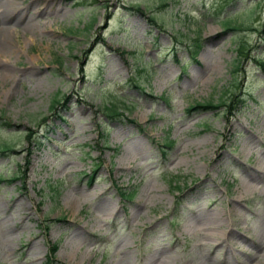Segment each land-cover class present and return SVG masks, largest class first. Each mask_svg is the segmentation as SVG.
Segmentation results:
<instances>
[{
  "label": "rangeland",
  "instance_id": "1",
  "mask_svg": "<svg viewBox=\"0 0 264 264\" xmlns=\"http://www.w3.org/2000/svg\"><path fill=\"white\" fill-rule=\"evenodd\" d=\"M6 14L21 22L0 69V264H48L52 243L51 264H264V0H16ZM230 91L245 98L233 116L187 112ZM113 99L135 123L109 119L104 143Z\"/></svg>",
  "mask_w": 264,
  "mask_h": 264
},
{
  "label": "bare ground",
  "instance_id": "2",
  "mask_svg": "<svg viewBox=\"0 0 264 264\" xmlns=\"http://www.w3.org/2000/svg\"><path fill=\"white\" fill-rule=\"evenodd\" d=\"M16 0H0V69L4 67L3 58L10 56L11 42L8 40L10 33L15 31L16 26L21 22L20 19L15 20L7 15V11L14 7ZM29 18L26 23H28ZM7 74V70L3 71Z\"/></svg>",
  "mask_w": 264,
  "mask_h": 264
},
{
  "label": "trees",
  "instance_id": "3",
  "mask_svg": "<svg viewBox=\"0 0 264 264\" xmlns=\"http://www.w3.org/2000/svg\"><path fill=\"white\" fill-rule=\"evenodd\" d=\"M53 250H54V248H53Z\"/></svg>",
  "mask_w": 264,
  "mask_h": 264
}]
</instances>
